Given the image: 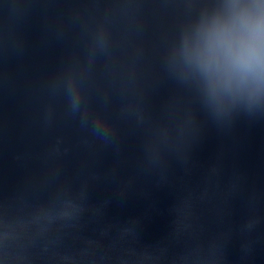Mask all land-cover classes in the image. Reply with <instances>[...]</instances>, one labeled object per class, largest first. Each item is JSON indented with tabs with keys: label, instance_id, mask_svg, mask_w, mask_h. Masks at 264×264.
I'll return each instance as SVG.
<instances>
[{
	"label": "water",
	"instance_id": "water-1",
	"mask_svg": "<svg viewBox=\"0 0 264 264\" xmlns=\"http://www.w3.org/2000/svg\"><path fill=\"white\" fill-rule=\"evenodd\" d=\"M235 2L0 0V264H264V83L193 55Z\"/></svg>",
	"mask_w": 264,
	"mask_h": 264
},
{
	"label": "clouds",
	"instance_id": "clouds-1",
	"mask_svg": "<svg viewBox=\"0 0 264 264\" xmlns=\"http://www.w3.org/2000/svg\"><path fill=\"white\" fill-rule=\"evenodd\" d=\"M201 25V44L194 58L212 74L213 86L232 94H255L264 83V2L231 5Z\"/></svg>",
	"mask_w": 264,
	"mask_h": 264
}]
</instances>
